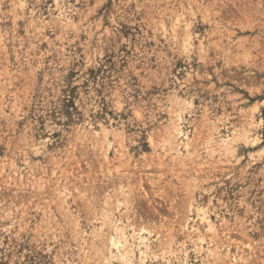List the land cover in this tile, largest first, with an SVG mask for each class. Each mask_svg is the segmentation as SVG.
I'll return each mask as SVG.
<instances>
[{
  "label": "rangeland",
  "instance_id": "obj_1",
  "mask_svg": "<svg viewBox=\"0 0 264 264\" xmlns=\"http://www.w3.org/2000/svg\"><path fill=\"white\" fill-rule=\"evenodd\" d=\"M0 264H264V0H0Z\"/></svg>",
  "mask_w": 264,
  "mask_h": 264
}]
</instances>
